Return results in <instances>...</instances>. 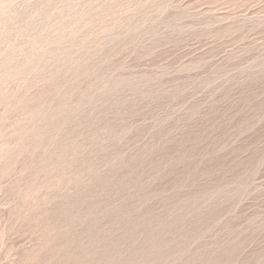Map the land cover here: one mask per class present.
Listing matches in <instances>:
<instances>
[{"label": "rangeland", "instance_id": "rangeland-1", "mask_svg": "<svg viewBox=\"0 0 264 264\" xmlns=\"http://www.w3.org/2000/svg\"><path fill=\"white\" fill-rule=\"evenodd\" d=\"M0 264H264V0H0Z\"/></svg>", "mask_w": 264, "mask_h": 264}]
</instances>
